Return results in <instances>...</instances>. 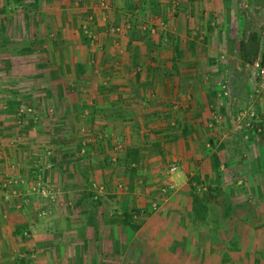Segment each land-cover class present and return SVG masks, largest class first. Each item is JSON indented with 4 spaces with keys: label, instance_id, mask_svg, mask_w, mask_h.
<instances>
[{
    "label": "crops",
    "instance_id": "0c3cea01",
    "mask_svg": "<svg viewBox=\"0 0 264 264\" xmlns=\"http://www.w3.org/2000/svg\"><path fill=\"white\" fill-rule=\"evenodd\" d=\"M234 2L0 0V264H264V140L225 161V136L212 133L211 162L209 100L194 92L213 52L203 41L223 36L231 9L240 26ZM161 137L185 164L218 165L226 184L204 179L226 193L223 210L155 193Z\"/></svg>",
    "mask_w": 264,
    "mask_h": 264
},
{
    "label": "rangeland",
    "instance_id": "374dc122",
    "mask_svg": "<svg viewBox=\"0 0 264 264\" xmlns=\"http://www.w3.org/2000/svg\"><path fill=\"white\" fill-rule=\"evenodd\" d=\"M27 10L31 12V14L36 13V11ZM232 14L233 9H231L230 14L228 12V17L226 18L229 20L230 17L229 25L218 23L219 26L217 27L221 29L220 33H223V36L218 35V39L215 42H210V40L203 41L205 45L212 46L213 52H209L204 59H201L200 65L202 68L206 67V69L204 72L201 69V74H198L201 84H199L200 86L196 85L194 88V92H199L198 96L201 98L202 103L209 100L208 107L205 106L206 109L204 108V110L208 112V117L205 118L206 122L203 121V124L205 125L204 127L207 129L203 131L204 135H202L201 140H203L202 152L206 157L211 158V162H213V160L215 162V158L218 156V154L214 152L216 144L211 140L212 133L218 132L219 134H222V137L225 136V145L226 143L227 145L222 148L224 151V159H228L232 154H236L241 143L246 145L245 147L248 148L247 150L250 152L251 149L258 148L264 140V133L260 136H253L250 133H247L245 129L238 130V128H236L239 125L237 123V117L242 112L251 114L253 111H259L264 118V89L260 90L262 91L260 94L253 92L254 88H258L260 85L259 83H256V80H254L252 76L253 63L260 57L264 58V0H238V3H235L234 17L236 18V21L239 20L240 26H235L233 30L231 27L235 24L231 23ZM82 21L83 19L80 22ZM83 25L84 24H80L82 29L80 32L83 31V36H85L84 28L86 27L89 30L90 28L86 24ZM209 28L210 26H208V32ZM226 31L230 33V36L225 34ZM107 35H109L110 38L115 39V37H113L114 34H111L110 30H108ZM211 66L217 67L218 73L214 74L211 69H208ZM223 82L226 83L228 87L229 97L226 100L221 101L217 96V91H215L216 103L214 102V95L212 94L213 92L211 89L215 86L218 88L219 84H222ZM197 87H201V89L197 90ZM113 112L114 111H112V113ZM177 114L179 115V113ZM213 114H216L218 117V123L214 120ZM168 130L171 131L170 128H168ZM189 131L190 129L187 128L186 132ZM172 132L177 135L179 129H173ZM173 137L174 140L172 143H177L178 136L175 138L174 135ZM235 138L237 140H235ZM167 139L168 138L162 137L161 139L157 138L156 140L159 143L155 142L154 144H160L159 146L164 150V148L167 147ZM207 145H209V147H207ZM170 149L173 152V148L171 147ZM229 149L231 150L230 154L228 153ZM164 151L162 152V158L164 159L163 162L166 164V169H169V166L174 165L179 167V170L186 174V176H183L186 178L187 184L181 189L175 188L172 192L173 195L171 196H174L175 194L179 195L176 199L180 201L182 199L180 197H183L185 194H196L199 197H203L204 194H209L215 205L214 208L216 210H219L220 208L222 210L224 209V205H226L227 202L223 201L221 198H225L224 194L226 193L221 189L222 191L218 194L217 190H215L212 185L213 181L212 184H210L208 180L204 179L206 175L214 172L213 176H215L216 181H219L220 183H222L223 180L226 181L225 179H222V171L219 173L216 172L218 171L216 165L214 168H211V166H208L209 163L207 162L206 165H203L206 169H200V163H203L206 160V157L196 162L191 155H187V164H185L182 159L179 160L178 155H175L169 150V147ZM180 171H178V173ZM162 175L163 174L161 173V176ZM141 177H143L142 174ZM149 179L151 180V178ZM160 179L157 183L151 184L152 187H157V192L153 191L156 194L158 191L159 194L161 193L160 190L162 187L158 188L161 184ZM238 194L242 195L243 193L240 192ZM220 195L223 196L220 197ZM179 201L176 202V206L179 205ZM209 209L212 210L210 204ZM214 219H216V215L208 218L209 221ZM201 228L205 230L207 227L204 224Z\"/></svg>",
    "mask_w": 264,
    "mask_h": 264
},
{
    "label": "built area",
    "instance_id": "2783aa9c",
    "mask_svg": "<svg viewBox=\"0 0 264 264\" xmlns=\"http://www.w3.org/2000/svg\"><path fill=\"white\" fill-rule=\"evenodd\" d=\"M103 5V3H102ZM104 6V5H103ZM85 29V35H87L88 39L92 44L96 43V36L90 31L88 28ZM120 32H122L121 27H112L110 28V33L117 35ZM252 76L253 79L256 80V83H259L258 88H254L253 92H256L260 94L262 89H264V59L262 57L256 59V61L253 63L252 66ZM217 96L220 98L219 100L224 101L229 97V91L226 83L219 84L218 88L216 89ZM214 120L218 121V117L216 114H213ZM237 123L239 124L236 128L238 130H243L247 133H250L253 136H260L264 133V118L262 117V113L259 111H253L251 114L247 113H240V115L237 117ZM236 123V124H237ZM179 171V167L177 166H169V169H167L165 174V182L161 188L162 195H168L172 193L175 190V185L172 180L173 176L177 174ZM39 180V179H38ZM154 208H157V205L153 206Z\"/></svg>",
    "mask_w": 264,
    "mask_h": 264
},
{
    "label": "trees",
    "instance_id": "16d2710c",
    "mask_svg": "<svg viewBox=\"0 0 264 264\" xmlns=\"http://www.w3.org/2000/svg\"><path fill=\"white\" fill-rule=\"evenodd\" d=\"M16 2L21 3L22 0H16ZM215 163L218 164V159L217 158H215ZM217 166L218 165H216V167ZM187 199H189V203L191 204V209H192L193 212H198V213L206 216V214L209 211L208 205H209L210 201L212 200L211 199V195L209 196V194L208 195L204 194L203 197H199L196 194H190Z\"/></svg>",
    "mask_w": 264,
    "mask_h": 264
}]
</instances>
